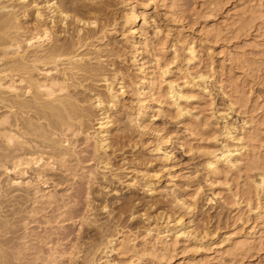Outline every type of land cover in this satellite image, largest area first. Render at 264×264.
<instances>
[{"label": "bare ground", "instance_id": "bare-ground-1", "mask_svg": "<svg viewBox=\"0 0 264 264\" xmlns=\"http://www.w3.org/2000/svg\"><path fill=\"white\" fill-rule=\"evenodd\" d=\"M94 1L0 0V109H4L0 112V237L14 228L11 219L21 210L17 211L21 203L30 201L33 209L59 200L64 202L65 194L57 198L44 188L50 179L47 172L67 171L71 159L78 157L83 148H91L95 158L94 169H87L88 179L95 175L94 171L108 172L106 150L114 131L121 129L122 120L125 127L141 134L152 131L155 143L151 150L158 153V159L170 158L167 150L174 139L203 156V181L214 199L218 197L232 208L231 228L222 234L209 227L198 231L193 215L189 224L184 221L179 210L193 212L201 197L203 202L212 198L208 199L194 180L184 183L182 189L172 183L169 190L176 210L163 212V217L148 221L135 231L119 227L108 229L109 232L104 228L102 232L98 224L102 232L99 240L83 248L73 247L71 253H82L81 258L69 253L64 264H76L77 259H81L80 264H172L170 260L179 253L178 248L181 254L196 251L202 240L207 244L201 249L210 256L181 259L174 264H221L226 259L237 264L251 250L263 249L264 117L259 112L262 104L259 96H252L251 87L246 89L245 79L232 75V66L236 65L244 76L257 72V83L264 87V0H235L220 23L223 26H208L204 19L228 0H193L199 28L189 38L178 26L164 31L155 16L150 19L152 16L138 12V0H114L119 6L111 24L115 28L107 29L99 14L107 9L109 1ZM154 1L167 12L177 8L178 0ZM27 7L33 9L31 26L24 20ZM55 19L62 24L67 20L80 24L75 26L77 30L68 38L70 41H61L54 29ZM112 32H118L119 39L110 42ZM222 33L237 39L252 36V40L227 49L215 67L214 61L203 59V45L217 40ZM257 38L260 43L255 41ZM251 43L260 47L256 56L243 50ZM113 57L129 61V66L108 68L107 62ZM225 61L233 64L228 71L224 70ZM175 63L179 66L173 71L170 66ZM130 66L135 70L132 76L128 73ZM85 82L95 85L89 87ZM128 92L133 97L130 105L123 98ZM216 94L225 100L224 110L216 107ZM196 108L199 110L193 112ZM231 113L239 120L229 122L227 117ZM158 115L180 123L183 134L152 128V119ZM190 137L207 143L194 147ZM147 173L142 174V188L148 194L154 193L158 173ZM169 178L173 180L175 175ZM219 184L226 187H216ZM187 189L191 190L186 196L191 203L184 197ZM8 200L11 204L3 205ZM250 218L253 221L244 235L240 233L243 227H232L238 221L245 225ZM23 225L21 245L9 249L0 240V264H21L30 244L35 243L31 241L36 237L29 239L32 234ZM37 240L47 245V251L37 250L31 264H63L60 244L50 243L48 236Z\"/></svg>", "mask_w": 264, "mask_h": 264}, {"label": "rangeland", "instance_id": "rangeland-1", "mask_svg": "<svg viewBox=\"0 0 264 264\" xmlns=\"http://www.w3.org/2000/svg\"><path fill=\"white\" fill-rule=\"evenodd\" d=\"M35 1L37 3H41L43 0ZM106 1H109L107 2L108 6L107 9L104 10V12L99 14L101 19L100 21L102 22V24L108 26L107 29H112L115 28L113 27V25L111 26V24L113 23V19L115 17L114 14L115 12H117L119 6H116V2L114 0ZM234 1L235 0H228L221 9L208 13L207 17L204 19L206 24L208 26H223L220 23L224 20V16L226 15L227 10L232 6ZM138 3H141L137 7V9L139 10L138 12L143 11L147 14L148 17L152 16L150 17V19L155 16L156 23H158V25H160L164 31H173L174 27L178 26L185 37L189 38L190 36L196 35L195 32L196 29L199 28V24L196 23L197 17L193 10V7L195 5L193 0H178L177 8L174 10L172 9V11L170 12H167V10L158 6L154 0H138ZM143 4L144 7L142 6ZM31 9L32 8L30 7L26 8V12H28L26 18L24 19L29 26H31L34 22L33 9ZM171 15L177 21L173 22L171 20L172 18L170 17ZM55 20L56 23L54 29L57 34L59 33L58 35L60 37H58L61 39V41H64V39H67L65 40L66 42L70 41L68 40V38L71 39V37L74 36L73 34H75L77 30H75V26L80 27V24L77 25L75 22H72L71 24L70 22L72 20H67L65 24L58 22L57 19ZM83 31L86 32L87 28L85 27ZM148 31H150V29H148ZM254 34L255 32L253 31L252 36H254ZM95 36H98V34H96ZM117 36L118 32H112L110 37H113V39H111L110 42L114 41V38L119 39V37ZM252 36H240L237 39L234 37L230 38V36H224V34L222 33L217 40L207 42L203 45L202 57L206 62H210L211 60L214 61L213 66L217 67L220 59L225 57L227 49H232V47H234L235 45L242 44V41L244 40L250 42L252 40ZM257 39H255V41L260 43V40ZM252 44L253 43L243 47V50L250 55L255 54L254 56H256L260 53V47L254 46L255 44ZM206 53H208V55ZM107 63L112 64V66H109L108 64V68L114 67V69H118L129 66L130 62L126 60H124L123 62L121 58L119 59L113 57V59H109ZM232 65L233 64H230L228 61H225L224 70L228 71ZM176 66H179V64H172L170 68L174 71ZM235 66L236 65L232 66V75L241 76L242 79H245L246 89L251 87L253 91L252 96H259V103L262 104V108L259 110V112H261L260 115L264 117V87L257 83L259 81L257 78V72H251L248 76H244V73H242V71ZM128 73L132 76L135 73V70L130 66L128 68ZM85 83H87L86 86L90 84L89 87H93V85H95L91 82ZM79 90L81 91L82 89L80 88L78 89V91ZM85 92L80 94V97H83L84 93L85 95L88 94L87 91ZM123 98L125 104L127 103V105H130V100H132L133 97L131 95V92H128L123 96ZM224 103L225 100H223L220 95L216 94V107L219 108V110H224ZM3 110L4 109H0V112ZM198 110L199 108H196L192 111L197 112ZM228 117L227 120L229 122H231V120L235 121V118H237L236 120H239V117H237V115L234 113L229 114ZM152 120V128L162 129L163 132L172 131L171 133L173 135L183 134L182 125L180 123H176L166 116L158 115L155 116ZM119 125L121 129L119 130V132L114 131L110 146L108 147L109 149L106 150V154L108 156L105 155L110 161L109 170L112 171L108 170V172H106L105 174H103L101 170L94 171V179L93 177L91 179H88V177L86 176V174L88 173L87 169H94L95 164V158L93 157L94 155L91 148H83L80 153H78V157H76L79 160H77L76 158H72L69 163V169L67 171H48L47 177L50 179L47 181L44 188L53 192L55 196H57V198H59L61 194H65L66 197L64 199V202L62 203L59 200L58 202H56L55 204H51L50 206L37 205L33 209H31L32 204L30 201L21 203V205H23L22 207H18L19 209L17 208V211L20 209L21 210L15 213L13 219H11L14 228H11L10 232L2 236V238L0 237V240L6 247L8 246L9 249H13L16 246H19V244L21 245L20 239L23 235L22 233H24L23 224H26L27 231L29 230V234H32L30 235L31 237H28L29 239L36 237L37 240L40 237L48 236L50 243L61 245L60 248L62 256L64 255V258H62L64 264L67 261L69 253L74 252L73 247L79 246L83 248L86 247L87 244L99 240V235H102L100 233L104 232V228L105 231L108 229L112 230L113 228L115 229L119 227L135 231V229L146 226V224H148L149 222L152 223L153 220H157L158 218L163 217V215L165 213H169L171 209L172 211L176 210L177 207L173 206L174 203L173 201H171L173 199H171V193L169 190L172 183H175L176 186L179 185L177 187L182 189L184 183L190 180H194L195 184H199L202 187L203 194L208 197V199H210V192L207 191L208 188L203 181V170L201 166L203 156L195 152L194 149L190 151L187 147L180 146L179 143L174 139V141L171 143V146L169 145V150H167V152H170L171 154H169L170 158H168V160H163L161 158L158 159V153L151 150L154 146L153 143H155V137H153L152 131H147V133L144 132L146 133V135L143 132L141 134V132L136 129H131V127L127 128V126L125 127L124 123H122V120ZM150 140L152 141V143H150ZM189 141H191L194 147H196L198 144L205 145L207 143L198 138L194 139L193 137H190ZM78 142L81 143L82 138H80ZM79 148L80 147H78L77 150H79ZM78 168H80V170ZM122 169H125L126 171H123ZM98 172L100 173V175ZM145 172H148L147 174L150 173V175L158 173L159 182L155 185L156 192L154 191V193L150 192L148 194V192H145V189L142 188V183L144 180V176H142V174ZM83 174L84 176H82ZM125 174L127 176H125ZM109 175L113 177H110ZM171 175H175V178H173V180H170L169 178ZM115 176L116 178H114ZM124 176L126 178H124ZM118 178L122 179L120 180ZM92 180H94L95 182ZM129 182L135 183L129 184ZM200 182L202 185L200 184ZM216 187L224 189L226 186H224V184H219L216 185ZM218 188H216L217 191ZM190 191V189H187L186 195L184 196L185 198L186 196H188ZM201 198L197 201L196 207H198L194 209L193 212H184L183 209L179 210L185 217L184 221L186 220L189 224V220L192 217L191 215H193L195 221L194 227L199 228L198 231H201L204 228L208 229L209 227L210 230L212 229L213 231L215 230L219 234H222L223 232L230 229L231 227L229 226L231 223L230 216L232 214V208H229V206H225L222 203V199H219L218 197H215L214 199V197L211 196L212 201L206 200L204 202L203 200H201ZM186 200L191 203L190 199L186 198ZM10 201L12 202L13 200ZM202 202L203 204H201ZM205 202L208 203L206 204ZM10 204L11 203L9 202V200L8 202H3V205L5 206ZM28 210H32L33 212H30V214ZM252 216L253 215H251V217ZM252 221L253 218H250L245 225H240L241 222L238 221L232 227L236 230L240 227H243V231H240V233L241 235H244V233H246V230L248 229L247 225H250ZM98 224L101 225V230H103L102 232H100L98 228L100 225ZM195 225L198 227H196ZM109 230L106 232H109ZM20 235L21 237H19ZM36 240L31 241H35V243L33 242V245L30 244L31 249L26 251L27 254L25 252V256L23 257L24 259L22 258L20 261L21 264H31L33 261L34 253L39 249L42 252L46 253L47 245L45 246V244L40 243L38 240ZM198 244L201 245L198 250H187L182 254L180 252L181 248H178L177 253H179L171 258L170 263L174 264V262H177L178 260H187L192 257H195L197 260L199 258H204L207 255L210 256L211 253L205 251L204 249H201L205 246V244H207V242L205 240H202L201 242H198ZM251 251L252 252H249L250 254L248 253L237 264H264V248ZM75 253H71V256H80L81 258L82 253ZM80 260L81 259H77L76 264H80ZM221 264L236 263H231L228 259H226V261L221 262Z\"/></svg>", "mask_w": 264, "mask_h": 264}, {"label": "clouds", "instance_id": "clouds-1", "mask_svg": "<svg viewBox=\"0 0 264 264\" xmlns=\"http://www.w3.org/2000/svg\"><path fill=\"white\" fill-rule=\"evenodd\" d=\"M164 141H162V143H163Z\"/></svg>", "mask_w": 264, "mask_h": 264}]
</instances>
